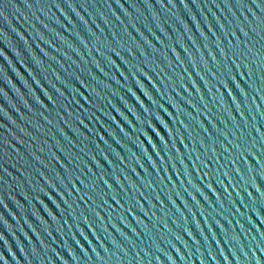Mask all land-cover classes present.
Wrapping results in <instances>:
<instances>
[{"label":"water","instance_id":"1","mask_svg":"<svg viewBox=\"0 0 264 264\" xmlns=\"http://www.w3.org/2000/svg\"><path fill=\"white\" fill-rule=\"evenodd\" d=\"M0 264H264V0H0Z\"/></svg>","mask_w":264,"mask_h":264}]
</instances>
